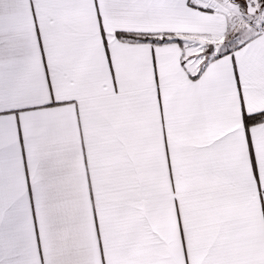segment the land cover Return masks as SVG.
Segmentation results:
<instances>
[{
  "label": "snow or ice",
  "instance_id": "6c2138e0",
  "mask_svg": "<svg viewBox=\"0 0 264 264\" xmlns=\"http://www.w3.org/2000/svg\"><path fill=\"white\" fill-rule=\"evenodd\" d=\"M0 264H264V0H0Z\"/></svg>",
  "mask_w": 264,
  "mask_h": 264
}]
</instances>
